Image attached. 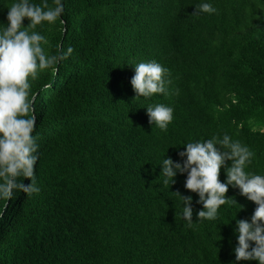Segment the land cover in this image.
<instances>
[{"label":"trees","instance_id":"obj_1","mask_svg":"<svg viewBox=\"0 0 264 264\" xmlns=\"http://www.w3.org/2000/svg\"><path fill=\"white\" fill-rule=\"evenodd\" d=\"M199 2L63 0L62 17L37 26L47 53L73 52L30 80L40 191L0 199V264L235 260V216L250 219L255 204L229 187L241 210L226 204L188 227L173 192L193 197L194 222L198 196L186 174L165 185L159 165L228 133L254 151L248 170L264 173V0H211L216 13L191 16ZM10 3L0 0V23ZM149 60L169 69L168 94L133 100L130 65ZM156 103L174 109L167 130L148 122Z\"/></svg>","mask_w":264,"mask_h":264},{"label":"clouds","instance_id":"obj_2","mask_svg":"<svg viewBox=\"0 0 264 264\" xmlns=\"http://www.w3.org/2000/svg\"><path fill=\"white\" fill-rule=\"evenodd\" d=\"M191 16L213 14L218 10L211 0H200L193 5ZM64 13L63 0H11L7 6L6 23H0V199L13 197L17 191L27 195L39 193L35 167L39 159L38 133L29 102L30 80L44 70L54 68L73 52L72 47L47 53L43 45L46 37L37 30L45 22L55 23ZM27 20L25 26L24 21ZM134 69L130 84L135 99L167 95L169 69L156 60L140 61L130 65ZM178 91V90H177ZM148 122L160 130H167L173 120V107L149 104ZM179 160L171 157L160 162L163 183H175L177 174H186L184 188L198 196L193 221V197L173 192L182 202L180 213L188 227L205 220L218 218L226 204L243 205L234 197L226 196L229 187L239 189L241 196L255 204L250 219H236L233 234L236 238L232 251L235 260L256 261L264 264V173L248 170L255 157L249 146L233 139L228 133L209 139L190 140L178 152ZM223 169L225 179L220 180ZM23 178V179H21ZM28 180L29 183L24 181ZM219 240V239H218Z\"/></svg>","mask_w":264,"mask_h":264}]
</instances>
